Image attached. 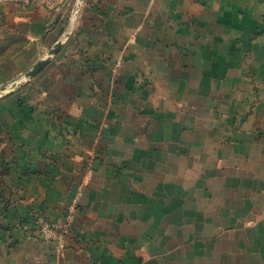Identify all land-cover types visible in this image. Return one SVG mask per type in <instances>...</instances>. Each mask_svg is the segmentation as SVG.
<instances>
[{
  "label": "crops",
  "instance_id": "1",
  "mask_svg": "<svg viewBox=\"0 0 264 264\" xmlns=\"http://www.w3.org/2000/svg\"><path fill=\"white\" fill-rule=\"evenodd\" d=\"M47 38L0 68V264H264V0H84Z\"/></svg>",
  "mask_w": 264,
  "mask_h": 264
},
{
  "label": "rangeland",
  "instance_id": "2",
  "mask_svg": "<svg viewBox=\"0 0 264 264\" xmlns=\"http://www.w3.org/2000/svg\"><path fill=\"white\" fill-rule=\"evenodd\" d=\"M83 2L80 3L79 0H0V68L9 65L10 78L17 76V73L21 74L19 72L28 73L29 69L37 63L35 60L46 55L49 47L47 35L59 24L64 23V27L68 25L78 14ZM16 18L18 24L14 22ZM20 21L23 26L19 25ZM33 21L45 25L42 28L37 25L33 27ZM60 33L62 38V31ZM72 206L75 209V205ZM72 212L65 220L69 228L72 226L70 225L73 220ZM55 224L59 227L65 225L61 222ZM65 236L66 234L61 239V243L56 242L62 245ZM184 238L186 240L190 237ZM163 242L174 245L175 237L163 236ZM170 252H172L170 264L173 261V264H179V262L176 263V259L180 256L179 252L175 250ZM168 253L164 252L166 255ZM165 264L169 263L165 262Z\"/></svg>",
  "mask_w": 264,
  "mask_h": 264
},
{
  "label": "built area",
  "instance_id": "3",
  "mask_svg": "<svg viewBox=\"0 0 264 264\" xmlns=\"http://www.w3.org/2000/svg\"><path fill=\"white\" fill-rule=\"evenodd\" d=\"M37 224L40 225L39 232L41 238L44 240H55L58 243H61V239L69 230L68 224L59 227L56 224L49 223L43 218H38Z\"/></svg>",
  "mask_w": 264,
  "mask_h": 264
},
{
  "label": "water",
  "instance_id": "4",
  "mask_svg": "<svg viewBox=\"0 0 264 264\" xmlns=\"http://www.w3.org/2000/svg\"><path fill=\"white\" fill-rule=\"evenodd\" d=\"M79 1L81 3V1H84V0H79ZM74 19H75V16L72 20ZM44 64H45V61H39L30 71H28V73L25 74V78H29L33 76V74H35Z\"/></svg>",
  "mask_w": 264,
  "mask_h": 264
}]
</instances>
